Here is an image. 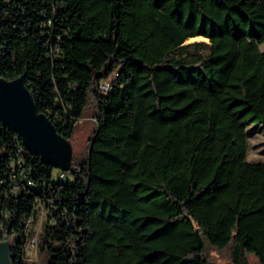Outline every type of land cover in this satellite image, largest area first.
<instances>
[{
  "label": "trees",
  "instance_id": "1",
  "mask_svg": "<svg viewBox=\"0 0 264 264\" xmlns=\"http://www.w3.org/2000/svg\"><path fill=\"white\" fill-rule=\"evenodd\" d=\"M198 37L206 54L184 45ZM21 76L59 135L90 101L95 128L51 183L0 125L13 264H28L39 209L46 264H211L206 246L264 264V163L247 160L264 127V0H0V77Z\"/></svg>",
  "mask_w": 264,
  "mask_h": 264
},
{
  "label": "water",
  "instance_id": "2",
  "mask_svg": "<svg viewBox=\"0 0 264 264\" xmlns=\"http://www.w3.org/2000/svg\"><path fill=\"white\" fill-rule=\"evenodd\" d=\"M0 125L18 136L21 147L52 169L69 170V141L58 134L48 117L37 109L24 76L14 80L0 77ZM12 245L0 241V264H13Z\"/></svg>",
  "mask_w": 264,
  "mask_h": 264
},
{
  "label": "rangeland",
  "instance_id": "3",
  "mask_svg": "<svg viewBox=\"0 0 264 264\" xmlns=\"http://www.w3.org/2000/svg\"><path fill=\"white\" fill-rule=\"evenodd\" d=\"M192 43H202L203 49L200 53L206 54V45H209L208 41L202 38H194L186 41L184 45H189ZM192 51L188 50L187 54H191ZM95 112V107L91 103L88 104V107L84 111L83 118L75 126L73 135L69 140V156L72 157L73 161L82 160L87 152L88 141L94 131L95 122L93 120V115ZM249 137V150L247 160L248 162H262L264 163V127L255 128L251 127L248 130ZM61 174L60 170L54 169L51 176V183H56L60 181L59 175ZM66 179H70L69 174L65 175ZM64 181V180H61ZM38 212L37 219L34 224L31 225L33 236H37L41 229V223L45 217V210ZM204 256L211 264H228L230 262V252L228 249L223 251L214 250L206 246L204 251ZM26 262L28 264H46L45 258H40L35 250L27 249L26 247ZM246 264H257V260L253 255H250L246 258Z\"/></svg>",
  "mask_w": 264,
  "mask_h": 264
},
{
  "label": "built area",
  "instance_id": "4",
  "mask_svg": "<svg viewBox=\"0 0 264 264\" xmlns=\"http://www.w3.org/2000/svg\"><path fill=\"white\" fill-rule=\"evenodd\" d=\"M118 75L116 73H112L110 76H108L107 78H105L99 85V92L102 96H107L109 94V92L111 91L116 79H117ZM52 123V122H51ZM15 135V134H14ZM17 136V135H16ZM18 138V136H17ZM19 140V139H18ZM20 143V142H19ZM21 146V145H20ZM23 149V148H22ZM24 150V149H23ZM25 153H27L24 150ZM45 216H46V212H45ZM45 219V217H44ZM28 225L31 226V224L29 223ZM5 241V240H2ZM32 249L35 250L37 252V236H32L31 239L28 241L27 243V249ZM26 261V260H25ZM27 263V262H26Z\"/></svg>",
  "mask_w": 264,
  "mask_h": 264
},
{
  "label": "bare ground",
  "instance_id": "5",
  "mask_svg": "<svg viewBox=\"0 0 264 264\" xmlns=\"http://www.w3.org/2000/svg\"><path fill=\"white\" fill-rule=\"evenodd\" d=\"M198 38H200V37H198Z\"/></svg>",
  "mask_w": 264,
  "mask_h": 264
}]
</instances>
